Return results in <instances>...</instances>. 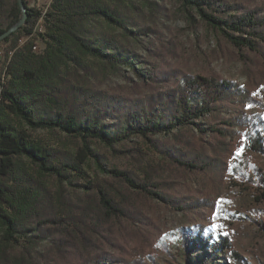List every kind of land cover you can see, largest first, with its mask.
<instances>
[{
  "label": "trees",
  "instance_id": "16d2710c",
  "mask_svg": "<svg viewBox=\"0 0 264 264\" xmlns=\"http://www.w3.org/2000/svg\"><path fill=\"white\" fill-rule=\"evenodd\" d=\"M173 1L238 60L264 62V0ZM23 2L25 23L0 42V264H217L226 253L247 264L225 236L159 240L149 208H206L207 196L188 185L202 189L203 177L223 173L234 129L264 157V114L238 110L262 109L261 99L169 67L147 17L157 0H51L43 12ZM22 15L18 0H0V35ZM128 73L150 92L127 98L91 83ZM232 173L264 196L261 169L245 163ZM253 213L264 231V211Z\"/></svg>",
  "mask_w": 264,
  "mask_h": 264
},
{
  "label": "rangeland",
  "instance_id": "374dc122",
  "mask_svg": "<svg viewBox=\"0 0 264 264\" xmlns=\"http://www.w3.org/2000/svg\"><path fill=\"white\" fill-rule=\"evenodd\" d=\"M25 1L29 8L41 12L45 11L51 2V0ZM147 17L160 32L159 44L167 54L163 60L169 67L190 75H211L231 81L239 87L248 88L253 95L261 99L264 106V62L260 57L251 54L250 61L238 60L235 50L201 24L197 18L190 19L173 0H157L154 10L147 13ZM41 26L43 22L38 21L36 30ZM34 39V43L37 44L36 52L41 51L44 43L39 36H35ZM5 50L6 47L0 45V77L3 71L2 54ZM91 83L99 90L118 93L127 98H141L150 92L147 86L137 82L129 73L127 78L98 76L91 79ZM237 109L232 111V114H236ZM241 109L248 114H264V108L242 107L238 110ZM233 137L230 141L231 152L223 173L214 176L213 179L203 177L202 189L194 183L188 185L189 189L196 191L197 194L201 192L207 196L206 208L196 214L184 216L153 203L149 212L151 219L159 228L157 232L159 240L175 241L199 235L202 243L210 244L216 241L218 235L225 236L231 240L233 249L247 264H258L264 262V231L253 219V211H264V196H260L258 190H252L242 183L233 175L232 169L246 163L256 166L264 173V157L249 153L243 144L242 133L236 129L233 131ZM142 150L145 151L144 148ZM158 160L150 154H147L145 159L146 162ZM87 172L94 176L93 169L88 168ZM167 174L164 176L168 177ZM214 225L219 227L214 228ZM227 255L226 253L224 257H217L215 262L234 264Z\"/></svg>",
  "mask_w": 264,
  "mask_h": 264
},
{
  "label": "water",
  "instance_id": "95a60500",
  "mask_svg": "<svg viewBox=\"0 0 264 264\" xmlns=\"http://www.w3.org/2000/svg\"><path fill=\"white\" fill-rule=\"evenodd\" d=\"M18 3L23 13L22 18L14 26H12L10 29H8L7 31H5L3 34L0 35V42L3 41L5 38L9 37L15 31H17L25 23L27 19L26 8L23 0H18Z\"/></svg>",
  "mask_w": 264,
  "mask_h": 264
},
{
  "label": "built area",
  "instance_id": "2783aa9c",
  "mask_svg": "<svg viewBox=\"0 0 264 264\" xmlns=\"http://www.w3.org/2000/svg\"><path fill=\"white\" fill-rule=\"evenodd\" d=\"M39 23H42V16L39 18ZM33 35H34V32H33ZM21 41H23V40H21ZM20 42V41H19ZM36 50H37V48H36ZM10 53H11V51H10ZM10 56V55H9Z\"/></svg>",
  "mask_w": 264,
  "mask_h": 264
},
{
  "label": "snow or ice",
  "instance_id": "6c2138e0",
  "mask_svg": "<svg viewBox=\"0 0 264 264\" xmlns=\"http://www.w3.org/2000/svg\"><path fill=\"white\" fill-rule=\"evenodd\" d=\"M213 227H214V228H218L219 226H218V225H214Z\"/></svg>",
  "mask_w": 264,
  "mask_h": 264
},
{
  "label": "bare ground",
  "instance_id": "6f19581e",
  "mask_svg": "<svg viewBox=\"0 0 264 264\" xmlns=\"http://www.w3.org/2000/svg\"><path fill=\"white\" fill-rule=\"evenodd\" d=\"M36 27V26H35ZM42 29V26L40 27V29L39 30H41ZM6 72V71H5ZM3 82V81H2ZM0 84H2V83H0Z\"/></svg>",
  "mask_w": 264,
  "mask_h": 264
}]
</instances>
